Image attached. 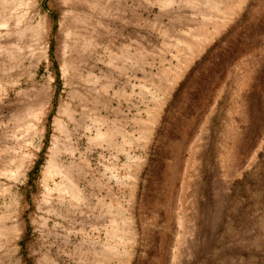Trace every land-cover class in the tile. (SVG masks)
<instances>
[{"label": "rangeland", "instance_id": "obj_1", "mask_svg": "<svg viewBox=\"0 0 264 264\" xmlns=\"http://www.w3.org/2000/svg\"><path fill=\"white\" fill-rule=\"evenodd\" d=\"M0 264H264V0H0Z\"/></svg>", "mask_w": 264, "mask_h": 264}]
</instances>
